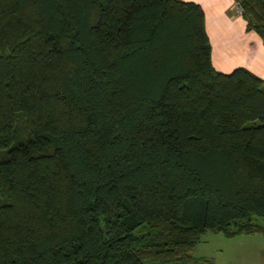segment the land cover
I'll list each match as a JSON object with an SVG mask.
<instances>
[{
	"label": "trees",
	"instance_id": "16d2710c",
	"mask_svg": "<svg viewBox=\"0 0 264 264\" xmlns=\"http://www.w3.org/2000/svg\"><path fill=\"white\" fill-rule=\"evenodd\" d=\"M208 232L264 238V81L201 7L0 0V264H204Z\"/></svg>",
	"mask_w": 264,
	"mask_h": 264
},
{
	"label": "crops",
	"instance_id": "0c3cea01",
	"mask_svg": "<svg viewBox=\"0 0 264 264\" xmlns=\"http://www.w3.org/2000/svg\"><path fill=\"white\" fill-rule=\"evenodd\" d=\"M201 7L205 31L211 45V63L216 71L228 75L245 69L264 81V40L247 31L234 0H181Z\"/></svg>",
	"mask_w": 264,
	"mask_h": 264
},
{
	"label": "rangeland",
	"instance_id": "374dc122",
	"mask_svg": "<svg viewBox=\"0 0 264 264\" xmlns=\"http://www.w3.org/2000/svg\"><path fill=\"white\" fill-rule=\"evenodd\" d=\"M191 255L210 264H264V238L241 235L228 239L222 234L208 232L201 237Z\"/></svg>",
	"mask_w": 264,
	"mask_h": 264
},
{
	"label": "built area",
	"instance_id": "2783aa9c",
	"mask_svg": "<svg viewBox=\"0 0 264 264\" xmlns=\"http://www.w3.org/2000/svg\"><path fill=\"white\" fill-rule=\"evenodd\" d=\"M237 7L239 8V6L237 5ZM239 10H240V8H239ZM241 12V11H240Z\"/></svg>",
	"mask_w": 264,
	"mask_h": 264
}]
</instances>
